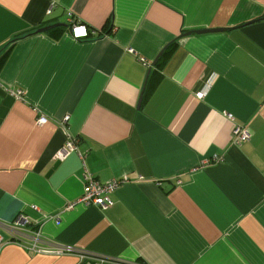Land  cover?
I'll return each mask as SVG.
<instances>
[{
    "label": "crops",
    "instance_id": "crops-1",
    "mask_svg": "<svg viewBox=\"0 0 264 264\" xmlns=\"http://www.w3.org/2000/svg\"><path fill=\"white\" fill-rule=\"evenodd\" d=\"M7 47L0 264H264V0H0Z\"/></svg>",
    "mask_w": 264,
    "mask_h": 264
},
{
    "label": "built area",
    "instance_id": "built-area-1",
    "mask_svg": "<svg viewBox=\"0 0 264 264\" xmlns=\"http://www.w3.org/2000/svg\"><path fill=\"white\" fill-rule=\"evenodd\" d=\"M51 12V7L48 9L47 13L49 14ZM68 23L70 27L71 36L73 38H83L88 36L87 28L84 24L80 23L76 20V18L69 16L68 17ZM209 83H207V86ZM3 88L7 92H9L12 96H14L16 99H24V91L22 89H15L12 90L10 88H7L3 86L0 83V89ZM206 93V90L203 88L195 93V96L197 98H202ZM48 118L44 114H39L35 120L36 124H43L46 122ZM68 119V116L63 117L60 120L61 124L66 123ZM67 139L64 143V145L59 148L55 153L56 159H64L70 152L75 150L76 147V138L72 136L70 133H66ZM249 137L248 131L245 127H240L238 125L234 126L231 133V142L233 144H239L242 140L247 139ZM120 184V179H111L105 182H100L96 179H94L89 174L85 175V184L83 188L82 195L77 199V202L85 204V205H98L101 207H105L111 203V200L109 198V193L114 191ZM24 223H26V219H20L16 222V225L23 227ZM22 232H20L19 235H21ZM74 249L73 247L69 245H61L57 247L53 246H44L41 251L44 252H57V253H65V252H72ZM92 258V256H89ZM98 262H107V263H113V264H129L125 262H117V261H111L102 257H97Z\"/></svg>",
    "mask_w": 264,
    "mask_h": 264
},
{
    "label": "water",
    "instance_id": "water-1",
    "mask_svg": "<svg viewBox=\"0 0 264 264\" xmlns=\"http://www.w3.org/2000/svg\"><path fill=\"white\" fill-rule=\"evenodd\" d=\"M66 24H63V23H52V24H49V25H45L43 27H39L36 29V32H43V31H46V30H49L53 27H56V26H65ZM207 31L209 30H224L223 28L221 29H206ZM204 31V30H203ZM203 31H199V32H203Z\"/></svg>",
    "mask_w": 264,
    "mask_h": 264
},
{
    "label": "trees",
    "instance_id": "trees-1",
    "mask_svg": "<svg viewBox=\"0 0 264 264\" xmlns=\"http://www.w3.org/2000/svg\"><path fill=\"white\" fill-rule=\"evenodd\" d=\"M169 49H172V47H170ZM7 54H8V47L4 50L2 55H0V66H1L2 62L4 61ZM159 65H161V63H158V66Z\"/></svg>",
    "mask_w": 264,
    "mask_h": 264
}]
</instances>
